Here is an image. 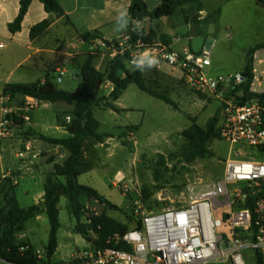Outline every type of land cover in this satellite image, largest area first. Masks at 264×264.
I'll use <instances>...</instances> for the list:
<instances>
[{"label":"rangeland","instance_id":"rangeland-1","mask_svg":"<svg viewBox=\"0 0 264 264\" xmlns=\"http://www.w3.org/2000/svg\"><path fill=\"white\" fill-rule=\"evenodd\" d=\"M204 6L206 19L194 34H200L201 30L205 47L211 50L213 65L207 69V73L210 76H229L243 72L249 48L253 46V42L264 38V8L222 0H205ZM175 21L177 27L168 28L167 32L173 40L172 48L183 51L190 47L188 36L193 31L179 13L175 16ZM210 24L216 26V33H209ZM3 51L0 50V78L5 80L14 70L15 64L2 59ZM83 61L84 58H81L76 66H68V72L60 83L57 82L59 74L51 72L56 77L59 89L70 93L77 91L81 81L77 77L78 66ZM151 61L154 63L148 62L144 66L148 85L170 97L177 104V109L141 91L136 84L129 85L118 100L117 105L122 112L95 108L94 115L101 122L100 133L110 134L114 136V140L98 153H91L93 155L90 160L94 169L79 178L80 184L93 187L120 209H105L102 205L86 201L88 213L107 210L110 217L129 223L132 228L135 227L137 218H141L143 214L187 205L190 198L189 185L199 181L220 182L224 177L225 162L233 159L230 145L223 140H215L211 144L213 156L207 159L187 164L172 157L185 145L183 132L192 125V121L205 127L208 120L220 110L221 102L209 94L203 96L193 93L183 83L178 72L157 59ZM33 62L34 60L31 61ZM28 66L25 64L14 71L12 82L23 77V82H36L45 77L42 72L29 71ZM109 94L110 89L103 84L99 98L108 97ZM63 107L64 109L57 106L54 109L51 107L34 111L27 130L31 128L35 133L50 137L62 136L55 127L57 111L68 109L66 104ZM19 133L13 139L0 140V176L22 162L18 157L23 146L20 137L25 139L30 136L22 134V130ZM122 134L126 145L119 138ZM28 141L40 154V159L36 160V168L31 166L18 179L16 195L22 208L39 202L45 180L53 172L54 165L49 162L56 158L50 156V152L54 151L53 146L37 137H31ZM64 160L60 159L59 162L63 163ZM2 187L0 186V201L9 190L8 185ZM67 206V199L62 197L59 203L61 228L58 232V249L53 257L54 264H75L78 254L93 253L96 249L87 238L75 233L77 221L69 214ZM214 218L216 221H224L219 210L214 212ZM85 222L86 217H82L81 223ZM225 227L227 228V223L218 226L217 230L225 232ZM49 234L50 224L44 213L27 222L20 239L29 241L44 258ZM245 257L247 264H256L251 251L245 252ZM0 264L8 263L0 260ZM207 264L228 263L210 261Z\"/></svg>","mask_w":264,"mask_h":264},{"label":"built area","instance_id":"built-area-1","mask_svg":"<svg viewBox=\"0 0 264 264\" xmlns=\"http://www.w3.org/2000/svg\"><path fill=\"white\" fill-rule=\"evenodd\" d=\"M132 26L125 35L101 43V48L95 51L110 60L124 57L133 69L143 68L157 59L178 72L193 93L209 94L220 100V138L230 145L233 159L225 162L220 182L199 181L189 185L187 205L143 214L142 230L129 231L123 238L132 246L131 252L96 248L93 253L78 254L75 264H207L210 261L247 264L245 251L264 253V194H261L264 162L257 160L256 153L264 147V100L261 99L264 97V48H256L251 53L249 74L210 76L207 69L212 65L211 50L205 43L199 53L191 47L171 50L160 41L147 45L141 38L133 37L134 32L145 29V22L133 21ZM64 75L60 71L57 82ZM232 90L246 100L230 95ZM25 98L23 106L2 108L0 140L15 138L24 123L30 121L28 113L46 109L50 103ZM64 120L70 123L71 117L66 116ZM21 142L23 148L18 157L22 161L37 159L33 146L28 141ZM5 178L18 184L16 177L2 179ZM217 210L224 221L215 220ZM224 223H227L225 232H219L217 227ZM114 239L119 240L118 235ZM38 257L43 259L39 251Z\"/></svg>","mask_w":264,"mask_h":264},{"label":"trees","instance_id":"trees-1","mask_svg":"<svg viewBox=\"0 0 264 264\" xmlns=\"http://www.w3.org/2000/svg\"><path fill=\"white\" fill-rule=\"evenodd\" d=\"M34 0H21L20 11L14 22L8 25L10 33L16 34L21 31L22 24L30 5ZM40 1L48 14L58 18L65 16V11L58 0H38ZM203 0H162L160 5L153 11H150L143 0H131L129 15L133 21L145 22L147 17L152 21L160 22L166 20L169 16L175 17L178 13L187 24L198 27L205 19H201ZM258 6L264 8V0H255ZM52 24L51 19L33 26L30 30V38L34 40L47 32ZM132 23L129 27L132 28ZM199 34V33H197ZM196 35V34H194ZM133 37L141 38L147 45H155L161 41L165 45H170L172 39L162 33V26L157 24L152 26L151 33L146 34L145 29L133 33ZM84 42L89 43L96 39V34L85 33L81 35ZM264 48V42L251 47L247 52L246 66L244 72L249 74L250 55L254 49ZM100 53L93 52L88 56L87 62L80 70V84L77 88V96L70 92L61 90L56 84V77L51 73L46 75L44 82L38 81L30 84H8L3 91V97L9 99V103L18 105L25 97H32L40 102H66L73 104L76 102L74 111L67 116L71 117L70 123L65 120L59 123L66 128L69 136L66 138H51L33 131L28 133L31 137H37L40 140L55 147H62L68 153L63 163H54L53 172L47 177L44 184L43 201L27 208H22L16 196L18 185H14L11 178H0V186L8 185V191L0 201V260L8 264H38L39 262L53 264L52 260L58 249V232L61 228L59 203L62 197L67 199V208L71 216L77 221L75 233L87 238L96 248H112L119 251L131 252L132 246L123 240L124 236L134 229L142 230L141 218L138 217L135 227H130L129 223L121 222L110 217L107 210L101 213L90 212L85 205L86 201L102 205L105 209H120L102 196L94 188L79 183V178L93 169V164L83 159V142L85 138L92 137L100 142L104 141L106 135L101 134L100 121L95 117L94 110L97 107L112 109L121 112L114 105L129 85L136 84L137 87L148 95L159 99L166 104L177 109V104L166 94L152 89L145 76V69H131L127 64L126 58L116 57L107 63L106 71L100 72L94 65L95 60ZM110 83L113 90L108 98H99L97 86L99 82ZM246 88V86H244ZM247 89V88H246ZM245 93L247 95V91ZM237 91L232 90L230 95L237 96ZM199 95H207L197 93ZM240 99V98H239ZM264 100V97H261ZM245 101L246 97L240 99ZM220 110L210 118L205 127L200 126L195 120L192 125L183 132L186 140L185 145L172 157L183 160L187 164H192L199 159H207L213 156L211 144L220 138ZM18 134H20V130ZM257 160L264 162V147L256 151ZM162 161L164 162V158ZM51 159V163L54 162ZM4 184V185H3ZM264 189V188H263ZM264 194V191L261 193ZM46 214L50 224L49 242L45 249V257H38L37 249L27 240L20 239V236L26 230V224L33 218ZM88 214V215H87ZM86 217V222L81 223V218ZM132 220L133 217H130ZM118 235L119 240L114 239ZM256 264H264V254L261 251L252 252Z\"/></svg>","mask_w":264,"mask_h":264},{"label":"crops","instance_id":"crops-1","mask_svg":"<svg viewBox=\"0 0 264 264\" xmlns=\"http://www.w3.org/2000/svg\"><path fill=\"white\" fill-rule=\"evenodd\" d=\"M20 1L21 0H0V50H4L3 52H1V57L3 60H5V62H13L15 64L14 70H12L9 73L8 77L5 80L3 78H0V118L2 116V108L4 106H23L26 100L25 98L22 102L21 101L18 102L20 103L18 105H13L9 103L10 102L9 99L8 98L5 99L3 97V91L6 85L30 84V83H36L38 81L44 82L46 75L50 74L51 72H56L57 74H59L60 71H64L66 75L68 72L67 70L68 66L74 67L81 58H84L82 64L78 66L79 72L77 74L78 75L77 77L80 78V70L83 67V65L87 62L88 56L93 52H96L97 49L101 48V43L115 41L120 37H122L123 35H125L129 31V27L132 23V19L130 18L129 15V7L131 4V0H58L61 7L65 11V16L61 18L48 14L44 8V5L40 1L34 0L30 5L28 13L24 18L21 31L16 34H12L8 29V25L14 22V20L18 16L20 11ZM143 1L146 3L148 9L150 11H153L160 5L162 0H143ZM204 1L205 0L202 1L203 10L201 12V19H205L207 15L205 12L206 9L204 6ZM222 1L227 3L230 1L244 2L250 5V7L255 6V8H260L255 0H222ZM173 18L175 20V17ZM47 19L52 20V24L50 28L47 30L46 33L32 40L30 38L31 28ZM157 24L162 26V33L170 37V35L167 32V29L169 28L167 26V19L162 20L160 22L152 21V26ZM210 27L211 24L209 28ZM191 28L193 31L192 25ZM207 28H208V24H207ZM200 32L202 33L201 30ZM85 33L96 34L97 38L93 39L89 43H86L81 38V35ZM201 33L196 35H194L193 33L188 36L190 47H191V42L195 37L203 36V33L202 34ZM213 33H216L215 25L213 26L212 33L210 34ZM262 42H264V38L262 40L253 42L254 44L252 45L255 46ZM172 46H173V40L171 44L168 45V47L171 50H174ZM32 60H34L33 63H31ZM109 60L110 59L108 56H99L95 60L94 65L97 68V70L103 73L106 71L107 63ZM25 64L29 65L28 66L29 71L42 72L44 73L45 77L36 82H29V83L23 82L22 79L25 77L19 78L20 80L12 82L11 79H12V75H14V71H16L18 68L23 67V65ZM212 65L210 67H212ZM104 84L106 88L110 89V93H111L113 90V86L110 83H104ZM102 85L100 86V89ZM117 102H115L114 105L116 106V108L120 109L119 106L117 105ZM65 104L68 107L67 110H62V111L56 110L57 124L55 128L56 131H59L62 134V136L51 137V138H66L69 136V133L66 130V128L62 126L61 123H59L58 117H61V121L63 123L64 118L67 115H70L74 111L76 102L73 104H68L66 102L49 103L48 107L46 108V109H50L52 107L54 109L57 106H61V109H64L63 106ZM96 109H109V108L97 107ZM120 110L121 112L123 111L122 109ZM34 111L28 113L30 116V121L24 123L22 129L23 132L28 133V131H33L31 128H29L30 130H27V127H29L28 124L32 122L31 115ZM104 135H106V137L104 138L103 142H100L92 137H88L84 139L83 159L85 161L92 163L90 157H92L94 153H98L100 149L109 146L110 143L114 140V136L110 134H104ZM29 138H31V136ZM29 138L24 139L20 137V140L28 141ZM32 138H36V137H32ZM119 138L122 144L126 145L124 135L123 134L120 135ZM29 143L31 144V142ZM53 147H54V151L50 152V156H56V158L54 157L55 160L52 163L54 165V163H60L59 162L60 159L67 158L68 153L65 152V157L59 156L58 155L59 147H55V146ZM33 149L34 152L38 155L37 159L31 161L21 160L22 161L21 164L12 168V170H10L6 174L1 175L0 177L3 178L4 176H11V177H16V179L18 180L22 177L24 171L30 170L31 166L33 167L35 166L36 168V165H38L36 160L40 159L39 158L40 154L36 152L34 147ZM93 169H94V164H93ZM123 176L125 178V175ZM17 185H19V182ZM40 196H41L40 200L37 204L43 201L44 191ZM52 263L53 264L55 263L54 260H52Z\"/></svg>","mask_w":264,"mask_h":264},{"label":"water","instance_id":"water-1","mask_svg":"<svg viewBox=\"0 0 264 264\" xmlns=\"http://www.w3.org/2000/svg\"><path fill=\"white\" fill-rule=\"evenodd\" d=\"M145 24H146L145 25V32H146L147 35H149L151 33V30H152V18L151 17H147L146 20H145ZM167 26L170 29H174L177 26V23L174 20L172 15L169 16V18L167 19ZM197 29H198V27H196V26L193 27V33H196ZM212 29H213V26L211 25L209 33H212ZM203 46H204V37L203 36H197L191 42V48H192V50L195 53H199ZM101 85H102V82L100 81L98 83V86H97V90H96L97 92L99 91ZM72 95L73 96H77L78 93L75 92ZM58 155L59 156H64L65 155V150L62 147L59 148Z\"/></svg>","mask_w":264,"mask_h":264},{"label":"clouds","instance_id":"clouds-1","mask_svg":"<svg viewBox=\"0 0 264 264\" xmlns=\"http://www.w3.org/2000/svg\"><path fill=\"white\" fill-rule=\"evenodd\" d=\"M149 63H154V61H149Z\"/></svg>","mask_w":264,"mask_h":264}]
</instances>
